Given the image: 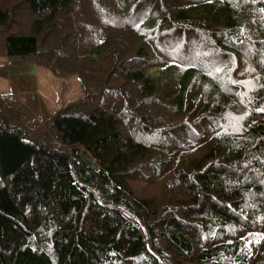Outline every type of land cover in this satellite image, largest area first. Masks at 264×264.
<instances>
[{
	"label": "trees",
	"instance_id": "obj_1",
	"mask_svg": "<svg viewBox=\"0 0 264 264\" xmlns=\"http://www.w3.org/2000/svg\"><path fill=\"white\" fill-rule=\"evenodd\" d=\"M0 77V264H264V0H0Z\"/></svg>",
	"mask_w": 264,
	"mask_h": 264
},
{
	"label": "rangeland",
	"instance_id": "obj_2",
	"mask_svg": "<svg viewBox=\"0 0 264 264\" xmlns=\"http://www.w3.org/2000/svg\"><path fill=\"white\" fill-rule=\"evenodd\" d=\"M33 72L38 78V89L51 109L60 107L67 102L75 101L83 94L76 75L58 77L45 68L34 67Z\"/></svg>",
	"mask_w": 264,
	"mask_h": 264
},
{
	"label": "crops",
	"instance_id": "obj_3",
	"mask_svg": "<svg viewBox=\"0 0 264 264\" xmlns=\"http://www.w3.org/2000/svg\"><path fill=\"white\" fill-rule=\"evenodd\" d=\"M8 90V82L5 78L0 77V92Z\"/></svg>",
	"mask_w": 264,
	"mask_h": 264
}]
</instances>
